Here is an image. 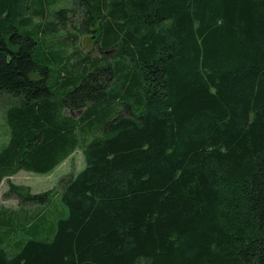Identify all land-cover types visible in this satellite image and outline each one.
Wrapping results in <instances>:
<instances>
[{
  "label": "trees",
  "instance_id": "obj_1",
  "mask_svg": "<svg viewBox=\"0 0 264 264\" xmlns=\"http://www.w3.org/2000/svg\"><path fill=\"white\" fill-rule=\"evenodd\" d=\"M0 104V264H264V0H0Z\"/></svg>",
  "mask_w": 264,
  "mask_h": 264
},
{
  "label": "rangeland",
  "instance_id": "obj_2",
  "mask_svg": "<svg viewBox=\"0 0 264 264\" xmlns=\"http://www.w3.org/2000/svg\"><path fill=\"white\" fill-rule=\"evenodd\" d=\"M81 49L84 51L85 54L90 53L92 57H95L97 53L94 52V39L92 35H83L81 36ZM4 112L3 105L0 104V141L6 143L8 140V130L5 120V114L1 113ZM9 141V140H8ZM7 141V143H8ZM6 143V144H7ZM85 167V160L81 150H77L68 160H66L62 165L56 168L52 173L47 175H36L27 172H21L16 176L10 178L9 181L15 184L24 185L30 187L31 191L35 193H42L51 191L52 193V201L48 205V207L44 208L42 206L41 217H43L46 221V225L52 224L57 218H61L62 215L68 213L67 208L63 205L61 198H60V190L61 184L60 180L67 175L78 174L83 168ZM8 189V181L2 183L0 186V208L7 207L13 210H18L20 205L19 201L14 199L7 200L4 196L5 192ZM39 208L38 206H28L25 207V212L23 214L33 215L36 213L35 209ZM55 213V215L51 216L49 214ZM64 214V215H65ZM66 216V215H65ZM64 216V217H65Z\"/></svg>",
  "mask_w": 264,
  "mask_h": 264
},
{
  "label": "crops",
  "instance_id": "obj_3",
  "mask_svg": "<svg viewBox=\"0 0 264 264\" xmlns=\"http://www.w3.org/2000/svg\"><path fill=\"white\" fill-rule=\"evenodd\" d=\"M1 113L5 114V111H4V112H1ZM0 136H1V135H0ZM1 137H2V136H1ZM2 138H3V137H2ZM8 138H9V137H8ZM8 140H9V139H8ZM8 140H7V141H8ZM7 141H6V143H7ZM4 142H5V141H3V142L0 141V149L3 148V147L6 145V143H4ZM8 142H9V141H8Z\"/></svg>",
  "mask_w": 264,
  "mask_h": 264
}]
</instances>
